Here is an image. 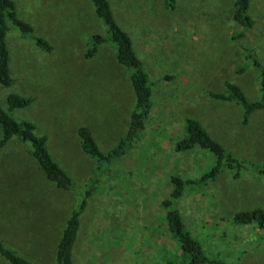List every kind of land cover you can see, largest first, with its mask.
Instances as JSON below:
<instances>
[{
  "label": "rangeland",
  "instance_id": "obj_1",
  "mask_svg": "<svg viewBox=\"0 0 264 264\" xmlns=\"http://www.w3.org/2000/svg\"><path fill=\"white\" fill-rule=\"evenodd\" d=\"M13 1L18 17L52 48L44 52L13 28L7 32L11 84L0 86V105L9 92L33 98L12 114L46 137L73 189L46 180L26 143L7 141L0 147V240L35 264H56L61 230L96 166L82 151L77 128L87 127L106 152L127 129L134 95L111 45L84 57L88 37L105 31L89 0ZM109 2L147 74L151 107L131 149L108 165L87 200L74 264H162L178 250L161 204L170 177L198 179L215 161L203 149L174 150L183 117L197 119L235 157L258 164L264 158V110L244 123L241 106L212 96L227 81L249 101L259 97L257 71L240 48L249 46L264 70V0H249L254 24L237 39L232 34L242 28L232 18V0H174L172 9L162 0ZM171 203L212 261L264 264V228L232 220L240 210L264 209V186L250 173L234 177L223 168ZM0 264L9 263L0 257Z\"/></svg>",
  "mask_w": 264,
  "mask_h": 264
},
{
  "label": "trees",
  "instance_id": "obj_2",
  "mask_svg": "<svg viewBox=\"0 0 264 264\" xmlns=\"http://www.w3.org/2000/svg\"><path fill=\"white\" fill-rule=\"evenodd\" d=\"M95 16L105 25V31L93 33L88 38L90 44L84 52L85 58H91L97 47L108 43L114 50L117 62L128 70V77L134 95V103L129 115L127 129L116 144L102 152L91 131L85 127L77 128L82 151L96 161L95 169L87 179L86 189L82 191L75 208L70 212L61 230L55 250L56 264H74V246L80 226V216L92 196L95 184L105 172L108 165L115 159L126 154L137 139L147 118L152 99L151 84L143 68L141 60L136 55L132 40L128 33L115 21L109 0H89ZM166 9H172L174 0H162ZM232 18L241 26L242 30L232 34L233 39L240 38L244 31L250 29L254 22L248 15L249 0H232ZM13 28L18 34L29 39L38 49L49 52L50 43L43 37L33 33V27L24 19L18 17L13 0H0V86L11 84L9 71V53L6 44V34ZM242 59L250 61L257 71L259 81V97L249 101L241 88L231 82H224L225 91L213 93L214 98L232 101L242 108V122L246 123L248 115L254 110H264V70L261 67L254 51L249 46H241ZM243 68H239L238 71ZM33 98L16 92H9L5 97L6 106L0 105V147L10 139H17L28 145L31 157L34 159L46 180L55 184L57 188L73 189L69 174L54 160L46 147V137L35 132V126L29 120L17 118L12 114L14 109L27 107ZM194 148L206 150L214 157V163L208 171L198 179L182 178L176 174L170 177L171 190L169 198L162 200L165 208L164 219L171 236L177 242V252L172 259H165L162 264H221L212 261L204 253L200 243L192 237L185 228L178 211L172 206V199L179 198L186 187L203 185L212 180L223 169L232 171L234 177L246 171L255 177L264 186V158L261 162L252 163L240 159L226 151L193 117L185 116L182 119V135L174 142L177 152L190 151ZM237 225L256 224L264 228V209L254 208L240 210L232 218ZM0 257L9 264H35L17 254L0 240Z\"/></svg>",
  "mask_w": 264,
  "mask_h": 264
}]
</instances>
